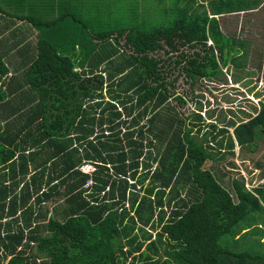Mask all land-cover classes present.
<instances>
[{
    "label": "trees",
    "instance_id": "obj_1",
    "mask_svg": "<svg viewBox=\"0 0 264 264\" xmlns=\"http://www.w3.org/2000/svg\"><path fill=\"white\" fill-rule=\"evenodd\" d=\"M188 1L183 7L185 0H170L164 25L145 27L131 22L134 12L122 11L120 22L109 21L108 29L89 37V27L103 22L99 2L94 15L82 19L73 14L76 0H55L45 21L36 18L40 0H2L10 11L1 5V15L40 31L32 56L5 62L0 54V264H126L145 240L146 251L127 264H264V228L255 216L264 213V187L247 189L242 178H233L231 190L224 188L205 168L213 155L203 145L212 136L220 158L233 155L235 144L254 151L264 139V102L246 121L231 123L232 133L219 129L226 140L216 141L212 131L202 142L193 135L202 125L194 123H204L198 80L220 78L227 63L231 70L246 67L250 53L249 43L226 33L220 16L255 7ZM66 19L82 30L68 31L59 24ZM118 50L124 59L114 65L109 60ZM161 52L168 61L154 56ZM171 64L189 82V100L198 108L186 117L190 126L177 115L159 114L170 97L187 104L174 92L177 79L166 81ZM246 77L252 73L232 79ZM155 141L160 146L151 156ZM83 161L94 164L92 176L78 170ZM61 197L67 207L57 220L43 206ZM136 224L142 241L131 236ZM145 227L159 228L153 240ZM129 237L124 252L121 239ZM245 243L260 250H239ZM163 245L165 259L155 260ZM33 247L45 256L31 255Z\"/></svg>",
    "mask_w": 264,
    "mask_h": 264
},
{
    "label": "rangeland",
    "instance_id": "obj_2",
    "mask_svg": "<svg viewBox=\"0 0 264 264\" xmlns=\"http://www.w3.org/2000/svg\"><path fill=\"white\" fill-rule=\"evenodd\" d=\"M53 1L54 0H40V3L36 6V8L38 7L39 11L36 13L37 19H44L45 21L52 19L55 9ZM97 2H99V4L96 7H104L105 10V13L102 17L103 22H99L97 25L92 24L88 31L85 30L89 37V33L92 34L108 29L109 21L120 22V14H122L120 12L122 11L125 13H135L134 17H131L132 15H130L131 19H133L131 22L133 23H138L145 27H156L167 23L168 19L171 17L170 9H173V0L172 2H170V0H76V2L73 4V10L75 11L73 14H76L78 18L81 17L82 19H87L89 15H94L93 10L95 9V4ZM204 2L205 1H199L198 3L195 2V4L200 5V3L204 4ZM1 3L2 0H0V6L5 5ZM188 3L189 1L185 0V2L180 3V6L184 7ZM46 7L50 8L46 10ZM41 8L44 10H39ZM109 9H112L111 13L108 12ZM9 11L10 10L8 9H4L3 12L7 13ZM206 12L209 15V9H206ZM72 21V19H66L61 21L59 24L61 26L66 25L68 27V31L70 30V27H72L73 30H82V28L79 29L78 25ZM220 22L222 27L225 28L227 34L238 35L236 38L244 39L247 43H249L248 49L250 53L244 61L246 67L241 65L240 67L237 66L231 70V64L227 63V67L222 69L223 74L220 76V78L211 80H198L195 91L197 95L198 106H200L202 109L201 117L204 120V123H194L202 124L200 125L201 131L199 134L193 128V135L197 142H202L204 134L209 131H212L211 133L216 136V141H220V139L226 140V134L218 135V132L220 131L219 129H224L227 127L229 133H232L233 129L231 123L236 125L239 122L246 121L253 114L254 108L258 105L259 101L262 100L264 102V1L257 5L256 10L235 14H223L220 16ZM38 31L40 30L38 29L37 32ZM122 42L123 41H121V43ZM111 43L113 45L114 41H111ZM121 43H119V46ZM189 52L191 53V51ZM242 54L243 53L240 55ZM172 55V57L175 58L176 54ZM154 56H159L162 59L168 61V55L163 54L162 52L159 55L154 53ZM96 57L97 52H95V55L92 56V60L95 61ZM10 59L17 60V57L15 54H12L10 55L9 59L5 60ZM123 59L124 57L122 56V53L118 50L109 61L114 65H118ZM169 63H171V61ZM107 64L108 63L105 62L101 67L104 68L107 66ZM167 65L168 63L166 62V66ZM166 69L169 72L166 77V81L171 82L174 78L177 79L174 83V92L176 95H181L184 97L188 105H178L174 98L175 96L170 97L165 107L160 109L159 114L167 118L177 115L178 117L185 119V124L190 126L192 121L191 119H186V117L193 113L191 112L192 109L196 111L198 108L189 100V82L185 77L182 76L178 68H173L172 64L170 67H166ZM247 72H251L252 77H246L239 80L238 83H234L232 79L233 75L239 77L243 76ZM243 82L245 85H243ZM250 90L252 91L250 92ZM171 91L172 89L170 92ZM183 93L188 94L185 95ZM259 93L260 95H258ZM149 109H151V106ZM1 111L2 108H0V112ZM149 115L151 114H148L147 118H149ZM147 118L140 120V125L144 124ZM210 125H215L217 129L212 130ZM211 137L212 136L208 137L207 143H203L204 147L207 150H210L213 155L212 159L206 162L205 168L213 173L214 177L224 188L231 190V180L233 178H242L247 189H252V185L262 186V175L264 171V139L257 141L254 151L252 150L254 147H251V149L241 150L235 144L233 155L229 154L224 158H220V155L216 152L218 150L217 144L216 142H212ZM207 145H210L212 149H209ZM158 146H160V144L155 141V148L153 147L151 156H155L157 154ZM258 164H260V167L257 166ZM154 167L155 163L153 164L152 169ZM259 171H261V173ZM186 195L187 194H182L181 197H184L185 200H188ZM168 196L169 194H166V198ZM66 207L67 203L65 202V197H61L56 198L54 201L45 203L43 209L48 210L49 216L57 220H63V212L66 211ZM255 216L257 222L264 228V213L258 212ZM125 223L129 224V220L125 219ZM241 226L245 225L242 224ZM140 227L141 226L139 224H136L133 232L131 233V236H136L138 241H142L141 237L143 233L140 230ZM145 230L151 233V240H153L156 237V233L159 232L158 227L155 230H150L149 227H145ZM130 239V237L126 240L125 238L121 239L124 252L127 251L128 247L130 249V246L127 244V241ZM117 242L120 243V239L117 240ZM148 243L149 241L145 240L140 248V251L138 253L131 254V256L127 258L126 264L132 262L133 257H138L140 253L146 251V246ZM34 247L29 251L31 255H37L40 257L45 256L44 253L38 252ZM157 247L159 248L157 254L152 255V257H154L155 260L163 261L165 259V254L163 253L165 245ZM239 250L258 252L260 249L258 245L245 243L239 248Z\"/></svg>",
    "mask_w": 264,
    "mask_h": 264
},
{
    "label": "crops",
    "instance_id": "obj_3",
    "mask_svg": "<svg viewBox=\"0 0 264 264\" xmlns=\"http://www.w3.org/2000/svg\"><path fill=\"white\" fill-rule=\"evenodd\" d=\"M238 1H240V5L239 8L237 9L245 10L253 7H255L254 10L257 9V6H251V7L248 6L251 0H238ZM262 1L264 0H260L259 4ZM207 2L208 1H205L204 4L206 5ZM3 8L7 9V6ZM0 16H2L0 17V54L3 56L4 61L7 62L8 60L5 59H9L10 55L12 54H15V56L17 57V61L22 59L21 55H23V53L24 54L27 53L30 56H32V54L35 51L34 45L36 43V36L38 34L37 30L32 26L23 23L20 20L11 21V19L5 18L4 15L0 14ZM222 28L225 29L224 27ZM259 172L261 173V171ZM263 175H264V171H263ZM257 187H264V178L262 179V186L252 185V188H257Z\"/></svg>",
    "mask_w": 264,
    "mask_h": 264
},
{
    "label": "built area",
    "instance_id": "obj_4",
    "mask_svg": "<svg viewBox=\"0 0 264 264\" xmlns=\"http://www.w3.org/2000/svg\"><path fill=\"white\" fill-rule=\"evenodd\" d=\"M78 170L82 173V174H86V175H89V176H92V174L94 173L95 171V166L94 164L90 163V162H87V161H83L79 167H78ZM92 179L90 178L86 184L84 185V188H89L91 185H92Z\"/></svg>",
    "mask_w": 264,
    "mask_h": 264
},
{
    "label": "clouds",
    "instance_id": "obj_5",
    "mask_svg": "<svg viewBox=\"0 0 264 264\" xmlns=\"http://www.w3.org/2000/svg\"><path fill=\"white\" fill-rule=\"evenodd\" d=\"M208 44H211L210 42ZM237 146V145H236ZM95 172V171H94Z\"/></svg>",
    "mask_w": 264,
    "mask_h": 264
}]
</instances>
